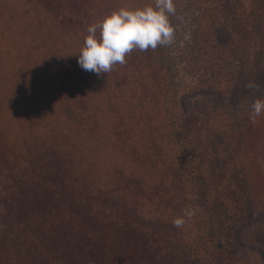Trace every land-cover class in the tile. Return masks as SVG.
Returning <instances> with one entry per match:
<instances>
[{"label":"trees","instance_id":"1","mask_svg":"<svg viewBox=\"0 0 264 264\" xmlns=\"http://www.w3.org/2000/svg\"><path fill=\"white\" fill-rule=\"evenodd\" d=\"M217 1L174 0L175 42L152 50V98L130 68L146 69L151 48L100 76L79 65L78 52L84 28L154 0H103L100 18L95 0H0V264H215L222 225L201 201L211 202L219 171L210 142L182 131L173 111L181 65L217 75L216 87L208 65L221 66L222 54L211 30L243 28ZM83 8L87 18L76 16ZM189 201L195 215L178 229L172 221Z\"/></svg>","mask_w":264,"mask_h":264},{"label":"rangeland","instance_id":"2","mask_svg":"<svg viewBox=\"0 0 264 264\" xmlns=\"http://www.w3.org/2000/svg\"><path fill=\"white\" fill-rule=\"evenodd\" d=\"M223 1L227 4H219L225 13L241 18L238 24L243 28L241 30L236 25L231 27L221 24L211 30L216 50L220 49L218 54H222V65L208 67L218 72L219 85H213L217 75L203 73L204 69L198 75H192L181 65L178 78L183 77V80L173 112L181 118L182 131L191 137H200L206 143L210 142V155L219 171L213 175L217 181L211 202L201 201L206 217H213L221 221L222 225L210 249L214 263L264 264V113L256 118L255 124L249 115L251 103L257 98H264V0ZM102 2H92L95 3L97 18L102 16L99 13L105 12ZM88 15L83 8L82 13L76 16L87 18ZM243 15L246 16L245 22L241 17ZM191 19L181 24L186 30L183 35L188 36L192 32ZM84 32L86 36V28ZM189 40L194 39L189 36ZM185 44V40L179 42L175 55L180 54L179 50ZM153 51L150 49V61L145 65L146 69L130 67L135 73L134 78L147 84L152 98L158 97L155 91L157 66L153 63L158 61L153 57L156 55ZM199 62L201 65L208 63L204 59ZM249 82L257 84L259 90L245 87ZM160 92L163 93V90ZM61 145H65V139ZM62 150L66 154L72 149L62 146ZM196 150L199 151V148ZM61 155L64 157V154ZM189 191L190 186L184 193L188 195ZM187 203V207L193 209L194 202ZM19 216L18 208L17 218ZM29 227L36 231L39 226L30 224ZM28 242L33 244L34 240Z\"/></svg>","mask_w":264,"mask_h":264},{"label":"clouds","instance_id":"3","mask_svg":"<svg viewBox=\"0 0 264 264\" xmlns=\"http://www.w3.org/2000/svg\"><path fill=\"white\" fill-rule=\"evenodd\" d=\"M174 0H154L142 8H120L106 15L101 21L87 28L82 49L78 52V63L85 70L98 76L109 73L116 64H125L126 56L134 49L155 50L158 46H171L176 39V28L170 17L176 15ZM187 38V37H186ZM254 91L259 86L254 82L245 85ZM250 119L264 113V98L255 99L250 105ZM195 210L187 207L182 215L172 221L176 228H182L186 219H191Z\"/></svg>","mask_w":264,"mask_h":264}]
</instances>
